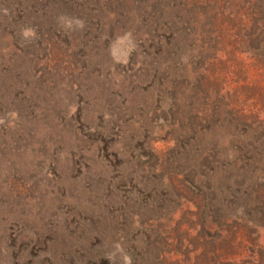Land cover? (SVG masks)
<instances>
[{
    "label": "rangeland",
    "instance_id": "1",
    "mask_svg": "<svg viewBox=\"0 0 264 264\" xmlns=\"http://www.w3.org/2000/svg\"><path fill=\"white\" fill-rule=\"evenodd\" d=\"M205 197L264 246V0H0V264H186Z\"/></svg>",
    "mask_w": 264,
    "mask_h": 264
},
{
    "label": "trees",
    "instance_id": "2",
    "mask_svg": "<svg viewBox=\"0 0 264 264\" xmlns=\"http://www.w3.org/2000/svg\"><path fill=\"white\" fill-rule=\"evenodd\" d=\"M230 197L232 199L229 204L236 199V196ZM219 204L216 205L215 198L205 197L201 204L196 206L197 211L193 213L196 220H186L200 228L195 235H191L189 230L182 232L179 227L175 230L174 239L179 244L181 241L188 242L194 249L193 253L201 250L194 255L193 260L185 257L186 264H264V246L259 244V224L249 212L243 211L242 215L239 212H234L231 216L225 215L224 208L228 205L226 199L220 198ZM214 205L217 209L213 211H220L221 215L214 217L204 211ZM253 214L256 217L259 215V222L263 223L264 203L260 204L259 211L254 210Z\"/></svg>",
    "mask_w": 264,
    "mask_h": 264
}]
</instances>
